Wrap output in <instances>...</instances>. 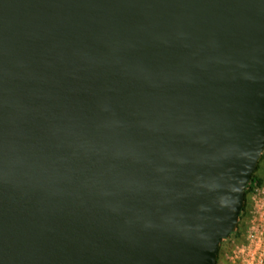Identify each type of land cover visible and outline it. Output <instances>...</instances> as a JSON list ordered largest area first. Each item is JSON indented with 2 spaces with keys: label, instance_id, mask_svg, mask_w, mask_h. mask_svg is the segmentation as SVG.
Wrapping results in <instances>:
<instances>
[{
  "label": "water",
  "instance_id": "1",
  "mask_svg": "<svg viewBox=\"0 0 264 264\" xmlns=\"http://www.w3.org/2000/svg\"><path fill=\"white\" fill-rule=\"evenodd\" d=\"M264 150V0H0V264H216Z\"/></svg>",
  "mask_w": 264,
  "mask_h": 264
},
{
  "label": "built area",
  "instance_id": "2",
  "mask_svg": "<svg viewBox=\"0 0 264 264\" xmlns=\"http://www.w3.org/2000/svg\"><path fill=\"white\" fill-rule=\"evenodd\" d=\"M248 193L251 208L245 234L239 243L233 242L231 250L222 253L223 264H264V186L254 183Z\"/></svg>",
  "mask_w": 264,
  "mask_h": 264
},
{
  "label": "rangeland",
  "instance_id": "3",
  "mask_svg": "<svg viewBox=\"0 0 264 264\" xmlns=\"http://www.w3.org/2000/svg\"><path fill=\"white\" fill-rule=\"evenodd\" d=\"M254 174L256 177H258L261 180V183H257V185L264 186V150H263L262 157L259 161V164H258ZM245 208L246 209H245L244 213L242 214L241 218L239 219L238 226H237L236 230L229 237H227L226 239H224L222 241L220 248H219L216 264H223L224 261L222 259V253L224 251L231 250L232 246H234V243H239L243 239V235L245 234L246 222H247V219L249 217L247 214H248L249 209L251 208L250 207L249 193L246 196Z\"/></svg>",
  "mask_w": 264,
  "mask_h": 264
},
{
  "label": "trees",
  "instance_id": "4",
  "mask_svg": "<svg viewBox=\"0 0 264 264\" xmlns=\"http://www.w3.org/2000/svg\"><path fill=\"white\" fill-rule=\"evenodd\" d=\"M262 154H263V152H262ZM261 157H262V155H261ZM261 157H260V159H261ZM260 159H259V161H260ZM258 164H259V162H258ZM258 166V165H257ZM257 168V167H256ZM256 170V169H255ZM255 172V171H254ZM254 172H253V174H252V176H251V178H250V180H249V182H248V184H247V186H246V190H245V199H244V206H243V208H242V210H241V213H240V216H239V219L241 218V216H242V214L244 213V211H245V203H246V196L248 195V192H249V189L251 188V186L254 184V183H261V180L258 178V177H256L255 176V174H254ZM238 234V233H237Z\"/></svg>",
  "mask_w": 264,
  "mask_h": 264
}]
</instances>
